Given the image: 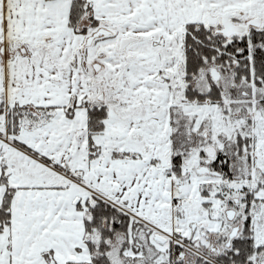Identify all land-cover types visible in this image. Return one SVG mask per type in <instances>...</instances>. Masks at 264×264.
Wrapping results in <instances>:
<instances>
[{
	"label": "snow or ice",
	"instance_id": "1",
	"mask_svg": "<svg viewBox=\"0 0 264 264\" xmlns=\"http://www.w3.org/2000/svg\"><path fill=\"white\" fill-rule=\"evenodd\" d=\"M0 264H264V0H0Z\"/></svg>",
	"mask_w": 264,
	"mask_h": 264
}]
</instances>
